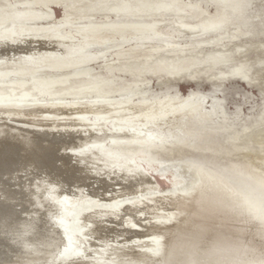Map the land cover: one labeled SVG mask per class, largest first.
<instances>
[{"label":"bare ground","instance_id":"6f19581e","mask_svg":"<svg viewBox=\"0 0 264 264\" xmlns=\"http://www.w3.org/2000/svg\"><path fill=\"white\" fill-rule=\"evenodd\" d=\"M12 1L0 3V264H264V172L253 171L256 166L252 171L220 170L195 162L193 190L164 194L130 154L146 145L167 153V142L170 147H221L213 136H223L229 129L224 144L232 151L264 145V110L241 130L235 129L236 122L228 117L221 99L207 106V94L194 92L190 95L193 102L185 106L173 96L148 100L150 76H158L157 81L165 86L169 82L163 79L165 75L184 79L186 74L194 79L204 69L231 67L220 75L234 74L251 81L247 66H231L234 53L220 47L228 45L223 43L228 38L229 44L238 40L240 26H248L251 0H205L216 6V14L209 13L204 0L189 4L176 0H23L44 19L52 18L48 13L53 3L65 6L67 20L52 27L27 25L16 4L20 0ZM168 12L198 20L176 23L197 37L212 38L191 47L170 41L163 30ZM231 15L239 17L236 23ZM42 16L35 15V19ZM75 17L89 22L77 26ZM96 17L104 20L96 21ZM232 24L237 28L228 37ZM135 41L147 46L143 51L132 47L117 51L121 63L110 62L113 50ZM104 47L115 49L81 57L87 48ZM204 47L210 50L206 60L183 57L185 51ZM235 47L240 51L246 46L237 43ZM99 59L106 62L101 67L104 72L95 69ZM40 97L57 102L26 107ZM67 99L76 100V105H69ZM149 135L163 136L167 142L150 141ZM256 160L264 165V156ZM31 167L39 172L50 170L63 183L66 178L65 184L76 190L62 193L64 185L54 181L57 176H51L50 182V176L39 179L40 173L36 177L26 173ZM20 171L27 174L25 178L32 177L19 183ZM92 179L101 189L111 188L113 182L120 187L101 199L100 186L93 187ZM89 185L94 194L85 191ZM58 203L69 211L75 204H89L77 216L81 219L86 214L82 228H73L77 248L67 252L61 234L72 227L66 223L68 218L62 220L57 214ZM110 222L121 226L116 240L109 238L112 241L98 236L110 231ZM54 227L58 232L52 234ZM93 239L99 240L98 249L94 250ZM157 245L162 253H153L159 250Z\"/></svg>","mask_w":264,"mask_h":264},{"label":"rangeland","instance_id":"374dc122","mask_svg":"<svg viewBox=\"0 0 264 264\" xmlns=\"http://www.w3.org/2000/svg\"><path fill=\"white\" fill-rule=\"evenodd\" d=\"M165 1L167 3H169V2L171 3L174 0H169V1L165 0ZM177 1H179V3L182 2L181 4H187V3L189 4V3H194V2L201 1V0H176V2ZM15 2L16 1L14 0L13 3H15ZM20 2L23 5L20 4ZM202 2H203V0H202ZM0 3H4V0H0ZM203 3H205L204 6L209 10V13L216 14V11H217L216 6L212 5L211 3L206 4L205 0ZM16 4L20 5L19 13L23 14L26 17L27 25H42V26L52 27L55 25L56 26L61 25L59 22H64L65 20H67V18H65V14H66V10L64 8L65 6H63L62 4H59V3H53L52 4L51 12L48 13L50 16L52 15L51 19L50 18L44 19L43 16L39 12L35 13L38 10L31 8L29 2L20 0L19 3H16ZM21 5H22V7H21ZM172 13L173 12H170L169 13L170 15L167 16V19L165 21L166 25L163 29L165 34L169 37V39L171 38L170 41L177 43V45H180V43H181V45H180L181 47L186 46V45L191 47L193 45H196L197 41H199V40H209L212 38V35H207V36H203V37H200L198 35V37H197V34H193V32H191V31L184 30V28L182 29L176 23V20L177 21H183L184 19L182 18L181 15H176V13L173 14V16H172ZM35 15L42 16V17L35 19ZM246 16H247V20L249 21V24H248V26H244V25L240 26V32L238 33V35L240 37L238 38V40H234V39L230 40L231 44H229L228 40L230 38H228L227 40H224V42H223V43H225V45L226 44H228V45L223 48L224 44H222V45H220V47H222L221 50H230L232 53H234V54H232L234 60L232 59L233 61L231 63V66H238L240 64H244L247 66V69L250 70L249 75H250L251 81H245V80L241 79L240 77H238L237 75L235 76L234 74H232V75L229 74L227 76L220 75V72H222V71H224V72L230 71L231 67L227 68V69L223 68V67L218 68V69L215 68L214 70L211 69V71L209 69H207V70L204 69L205 71H198L201 69L200 68L197 70L198 73L196 72L194 74L195 75L194 79H192V77H190L189 75H186V74L183 75L186 77V78L183 77L184 79H178L179 76L176 77V75L174 76L176 79L174 77L165 75L163 77V79L169 81L168 84H165V86L160 85V83L157 81L156 78L158 76H150V78H152L154 80H152V79L150 80L152 82V84H151L152 92L148 96V100L150 101V100H154L156 98L162 99V98H168V97L173 96V97H175V99L179 98L178 103H180V105L182 104L183 106H185L186 104L191 103V101L193 102L190 95H192L194 92L196 93V95L198 94L199 96H200V94H207L209 96V99H208L209 103H207L208 107H211L213 105V103L215 102V100L221 99V101L224 102L223 105H224V107H226L225 110L227 109L226 112H228L227 113L228 117L230 118V120H234L236 122L237 128L235 127V129H241L245 123L251 124V122L255 121L258 118V116L264 110V0H251L250 4L247 7ZM100 17H96L95 20L97 21V20L101 19L100 21H103L104 18L103 17L100 18ZM231 17H232L231 19L234 21V23H236L238 21L237 19H239V17L237 18V15H231ZM77 18L74 21V23L77 24V26H81L82 24L84 25L86 22H89L87 19H82V18L80 19L79 17H77ZM171 18H173V19H171ZM113 19H114V17H113ZM179 19H181V20H179ZM184 21L188 22V23H195L198 20L195 21L194 19H185ZM176 25H177V27H176ZM180 28H181V30H180ZM236 28H237V25L232 24L229 27V31L226 35L228 37H231V35H233L232 33H235L234 30ZM244 32L245 33L249 32V34L245 35ZM241 33L244 35H242ZM169 34L171 35V37L169 36ZM177 34L179 35V38H178ZM181 34H182V36H181ZM191 34L193 36H191ZM172 35H173V37H172ZM183 35H184V37H183ZM185 36L188 38H186ZM174 38H176V39L174 40ZM116 41L122 42V40L120 41L118 39H116ZM135 42H134V45H133V42L126 43L127 45L124 44L122 47H120L118 49L117 48L116 49L115 48L106 49L105 47H104L105 49H103V50H101L102 48H87L86 50L82 51L81 57L82 58H88V57L90 58L96 53L97 54H100V53L103 54V53H107L109 50L115 49V50H113V52L110 53L111 56H109L108 59L112 63L114 62V59H116L114 63L120 64L121 61L118 60V53L119 52H122L125 50H130L131 47H132L131 49L134 48L135 51H137V50L143 51V49L147 46V45H145V47H144V44H142L140 42H136V43ZM237 43L240 45L246 46L247 48L245 47V48L241 49L240 51H238L237 50L238 48L235 47V45ZM248 44H249V46H248ZM135 47H137V48H135ZM117 51H119V52H117ZM209 51L210 50L206 47L199 48L197 50L196 49L191 50V51L188 50V51L183 52V57L185 58V57L197 56L201 60H206L207 59L206 54ZM111 59H112V61H111ZM99 60L100 61L97 64L96 63L94 64V65H97L95 69L97 70V72H104L103 68H101V67H103L106 64V62L101 61V59H99ZM100 62H102V63L100 64ZM90 64H93V62L89 63V65ZM226 70H228V71H226ZM218 73H219V75H218ZM191 74H192V72H191ZM216 74L218 77L216 76ZM187 76H189V77H187ZM116 98L117 99L121 98V96L119 95ZM87 100L91 101V102L96 101L95 99H87ZM87 100H85V101H87ZM53 102L55 103L57 101H52L50 99H46L45 97H40L39 101L34 100L32 102H28L26 107H28V106L32 107V106H35L37 104L38 105H51ZM65 102H66V100H65ZM68 102H69V105H72V106L76 105L75 104L76 100L67 99V103ZM35 103H37V104H35ZM12 126H15V124L11 123V127ZM105 126L106 125H104V127ZM108 128L110 129V126H108ZM263 128H264V125L261 129H263ZM230 132H231V129H229L228 131L224 130L223 136H222V134L221 135L216 134L215 136H213L215 138V140L217 139L218 141H220L219 143L221 145V147H216V148L213 147L214 149L210 148V144H207L208 147L199 148V149H195L194 144H192V146L183 145V147H170L171 142H167L169 147L167 149L168 151L167 150H165V151H167L168 154L163 152L162 148L152 150L147 145L145 147H142V148H137V150L135 149L134 151H130V154H132L134 156V160L137 163L138 167L141 168L144 173L149 175V177H151V179L153 180V183L155 184V186H157L159 192H163L164 194H168L170 192H172L173 194H176L179 189L180 190L183 189L186 191L193 190L194 181L197 180V176L195 175V172H194V170H196L194 168L195 162H204L210 168L220 169V170L223 168H227V170L228 169L231 170L235 167H238L241 171H243V170L252 171L253 167L256 166L257 169H253V171L257 170L258 172L263 173L264 172V165H262V163L260 161H257L256 157L260 158V157L264 156V145L262 147H260L258 145H254L253 147H251V149L241 150L238 152L232 151V149L230 148V146L228 144H224L226 142L224 140V136H226ZM173 134L177 137L179 135L175 131H173ZM194 134H195V132H194ZM262 134L264 136V129L262 131ZM190 139L191 138H187V141H190L191 143L192 142L195 143V141H191ZM201 139L206 140L204 137H202ZM170 140L171 139H168V141H170ZM202 140H200V141H202ZM196 141H197V143L200 142L199 140H196ZM259 141H260V139H259ZM206 143L207 142H202L200 144H206ZM170 150H172V153H170ZM246 153L249 154V156L247 158L243 156ZM153 163H156V164L153 165ZM57 164H59V162H57ZM192 164H194V166H192ZM35 170L37 171L36 173H35ZM29 172H30V174L34 173V177L38 176L40 173V175L38 176L39 179H43V178L47 179L50 176L48 178L49 182H50V180L52 181L51 176H54V177L57 176V175L55 176L54 172H50V170H47L45 168L40 169V172H39L38 168L36 169L34 167H31V168H29V170L26 173L29 174ZM26 173H24V171L17 172V176L20 179V180L18 179L19 183L21 181L22 182L26 181V179H30L32 177V175L30 177L28 175L25 178V175H27ZM50 173H52V174H50ZM55 173H56V171H55ZM21 174H22V176H21ZM41 175H43V176H41ZM27 177H29V178H27ZM57 177L59 178V180H58V178H56L55 180L53 179V180L55 182L60 181L59 183L64 185L63 187L60 188L62 193H65V190H66V192L70 194V193H72V191L76 190V188H74L73 185H71V187H69V184H65V183H68V182H65L66 178H64L65 181L63 183V182H61V180L63 178L62 177L60 178L59 176H57ZM176 180L182 181L181 184L179 183L177 185H174L173 183L176 182ZM91 182H93L92 186L95 188H96V186H97V188L100 186L99 187L100 191H98V194L100 195V198L102 197L101 199H103V197L108 198L109 196L114 195V193L120 187V186L118 187L117 184H115L116 182H113V183H111L112 184V187L110 186L111 188H102L101 189L102 185H100L98 183H94L93 179L90 180V183ZM1 183L2 182H0V187H1ZM14 183L16 184V182H13L12 184H14ZM15 184L12 187L14 189H16V187H17V186H15ZM115 185L117 186V188ZM92 186L89 185L88 188H87V186H85L86 187L85 191L86 192L88 191L87 193H89V190H90V193L92 192L94 194V191L93 190L91 191ZM72 187L74 190H72ZM106 189H108V190H106ZM69 190H70V192H69ZM112 190H114V191H112ZM65 203H66L65 204L66 207H69V209H70V207H71L70 203L66 202V201H65ZM102 203H104V202H102ZM102 203H101V205H104V206L106 205V203H104V204H102ZM65 205H63L62 203H60V204L58 203L56 206V211H57V214L59 213V215H61L60 217L62 218V220H63L64 216H65L64 217L65 219L68 218L69 221H67V222L65 221V222L67 224H71V227H72V228L70 227L71 230L70 229L65 230L64 231L65 234H61L62 239H63V243H64L63 249L65 252H67L71 248H75V249L77 248L75 237L73 235L75 232L74 229H76V231H79L82 228V225L84 222L83 218H84V216H86V214L82 215L83 217L81 219H80V217H77V216L79 213L85 212V211H82V209L84 207L87 208V206L89 207V204H85V203H83V204L81 203L78 205L75 204L74 209L72 211H69L68 208H65ZM260 215L261 214L259 213L258 216H260ZM255 224L257 225L258 221H256ZM108 225L110 226V228H109L110 231L107 232L108 234L105 231V232L101 233L103 236L101 234H99L98 236L100 238L104 237L107 239L112 238L113 240H116L117 232L120 231L119 229H121V226H120V228H118L119 226L117 225L116 222H112V224L110 222V224H108ZM72 230H74V231H72ZM52 231H51L52 234H55L58 232L56 227L52 228ZM113 233H116V234H114L115 236L113 235ZM109 234H111V235H109ZM104 238H102V239L104 240ZM112 239H109V240L112 241ZM120 240H123V238H120ZM164 241H165V239H164ZM78 242H79V240H78ZM92 242L94 245L100 244L99 240H96V239L95 240L93 239ZM97 245L93 247L94 250L99 248V246L97 247ZM82 246L86 247L87 244H82ZM158 249H159V250H157L158 253L157 252H153V253H155V254L162 253L161 252L162 249L160 250L159 246H158ZM127 255L131 256L132 254L127 253ZM127 255H125V257H128ZM62 256H63V253H59L58 257L60 259H63ZM111 256L114 257V253L111 254Z\"/></svg>","mask_w":264,"mask_h":264},{"label":"snow or ice","instance_id":"6c2138e0","mask_svg":"<svg viewBox=\"0 0 264 264\" xmlns=\"http://www.w3.org/2000/svg\"><path fill=\"white\" fill-rule=\"evenodd\" d=\"M71 6H74V5H71ZM172 6H173V5H161V7H172ZM261 122H262V125H264V114H262V116H261ZM157 139H159V141H160L161 143H165V142H167V141H166V138L163 137V136L157 138V137H155V136H151V135H149V140H150V141H154V140H157ZM168 139H171V138L169 137Z\"/></svg>","mask_w":264,"mask_h":264},{"label":"water","instance_id":"95a60500","mask_svg":"<svg viewBox=\"0 0 264 264\" xmlns=\"http://www.w3.org/2000/svg\"><path fill=\"white\" fill-rule=\"evenodd\" d=\"M164 241V240H163Z\"/></svg>","mask_w":264,"mask_h":264}]
</instances>
